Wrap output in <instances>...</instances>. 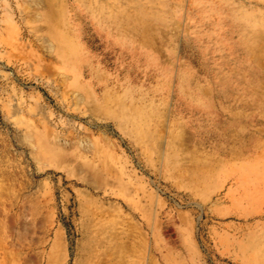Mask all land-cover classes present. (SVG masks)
Returning a JSON list of instances; mask_svg holds the SVG:
<instances>
[{
	"label": "rangeland",
	"instance_id": "374dc122",
	"mask_svg": "<svg viewBox=\"0 0 264 264\" xmlns=\"http://www.w3.org/2000/svg\"><path fill=\"white\" fill-rule=\"evenodd\" d=\"M0 264H264V0H0Z\"/></svg>",
	"mask_w": 264,
	"mask_h": 264
},
{
	"label": "bare ground",
	"instance_id": "6f19581e",
	"mask_svg": "<svg viewBox=\"0 0 264 264\" xmlns=\"http://www.w3.org/2000/svg\"><path fill=\"white\" fill-rule=\"evenodd\" d=\"M261 251H257V256L258 258H260V256L262 257V255L260 254Z\"/></svg>",
	"mask_w": 264,
	"mask_h": 264
}]
</instances>
